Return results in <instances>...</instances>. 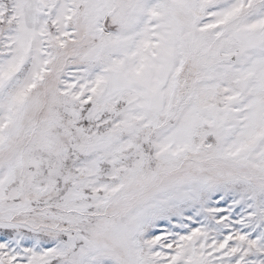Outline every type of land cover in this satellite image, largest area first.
Instances as JSON below:
<instances>
[{
  "label": "snow or ice",
  "instance_id": "1",
  "mask_svg": "<svg viewBox=\"0 0 264 264\" xmlns=\"http://www.w3.org/2000/svg\"><path fill=\"white\" fill-rule=\"evenodd\" d=\"M0 264H264V0H0Z\"/></svg>",
  "mask_w": 264,
  "mask_h": 264
}]
</instances>
